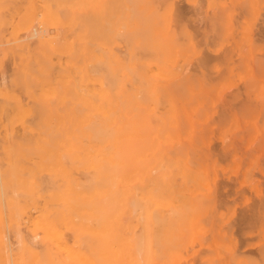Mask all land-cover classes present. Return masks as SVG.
<instances>
[{
  "label": "bare ground",
  "instance_id": "obj_1",
  "mask_svg": "<svg viewBox=\"0 0 264 264\" xmlns=\"http://www.w3.org/2000/svg\"><path fill=\"white\" fill-rule=\"evenodd\" d=\"M37 1L0 0V37ZM53 1L42 20L64 37L0 53V264H181L212 205L200 163L223 89L180 72L199 52L172 0Z\"/></svg>",
  "mask_w": 264,
  "mask_h": 264
},
{
  "label": "rangeland",
  "instance_id": "obj_2",
  "mask_svg": "<svg viewBox=\"0 0 264 264\" xmlns=\"http://www.w3.org/2000/svg\"><path fill=\"white\" fill-rule=\"evenodd\" d=\"M41 1L43 4L36 3L37 13L46 10L45 2L54 6L53 0ZM172 2L179 20L175 19L173 25L186 26L199 52L188 64L182 63L180 72L194 77L204 75L206 81L221 88L219 93L223 89L211 107L208 124L205 123L214 129V133L210 135L209 147L205 148L208 153L202 149L207 159L200 163L206 171L201 177H206L203 182L208 183L204 182L212 205L206 213L201 212L203 215L196 227L198 235L188 245L189 252L184 251L185 262L181 264H203L206 260L209 264H264V212L259 215L260 219L254 216L257 205H264V0ZM44 11L42 15L49 13ZM54 13L51 14L54 16ZM42 15H36L39 18L32 20L33 24L27 26L29 29L20 27L21 31L16 26L14 32L19 18L17 15L7 18L9 23L2 28L5 30L0 37V53L1 49L16 44L34 47L40 35L64 37L61 26L50 25L56 21L52 19L51 22V18ZM43 17L51 23L45 25ZM8 53L4 55L9 56ZM7 55L4 58L0 54V67L3 65L0 84L12 73V59ZM203 61L209 64L205 68ZM216 127H223L224 144L217 138ZM197 192L201 193L200 190ZM198 197L202 199L201 195ZM249 215H252L251 220L242 223L243 216ZM22 235L26 232L22 231ZM10 240L15 242L14 238ZM11 244L14 249L15 243Z\"/></svg>",
  "mask_w": 264,
  "mask_h": 264
}]
</instances>
